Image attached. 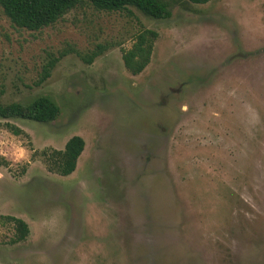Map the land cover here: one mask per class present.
<instances>
[{
  "label": "rangeland",
  "instance_id": "rangeland-1",
  "mask_svg": "<svg viewBox=\"0 0 264 264\" xmlns=\"http://www.w3.org/2000/svg\"><path fill=\"white\" fill-rule=\"evenodd\" d=\"M163 1L167 19L85 3L39 31L0 7V102L61 109L0 119V264H264V0ZM145 30L135 76L123 54ZM75 136L76 170L52 172Z\"/></svg>",
  "mask_w": 264,
  "mask_h": 264
},
{
  "label": "trees",
  "instance_id": "trees-1",
  "mask_svg": "<svg viewBox=\"0 0 264 264\" xmlns=\"http://www.w3.org/2000/svg\"><path fill=\"white\" fill-rule=\"evenodd\" d=\"M192 4L205 5L212 0H189ZM88 3L98 11L123 12L135 8L144 15L161 20L171 17L169 5L163 0H0L4 15L13 25L30 31H39L51 27L62 20L68 13L79 6ZM158 34L145 30L137 35L133 47L125 51L123 61L126 68L135 76L140 75L151 63L154 46ZM102 46L86 59L91 64L103 52ZM56 60H51L45 68V76L40 83L45 82ZM3 91L0 92V97ZM61 109L50 96H40L30 103H1L0 119H23L40 123L54 122L60 115ZM15 135L23 134L22 130L14 127ZM85 141L80 136L71 138L64 150H54L45 153L47 165L52 172L61 176L71 175L77 168L79 158L85 150ZM2 217H0L1 219ZM16 227V242L24 241L29 235L28 224L19 218L5 217Z\"/></svg>",
  "mask_w": 264,
  "mask_h": 264
}]
</instances>
